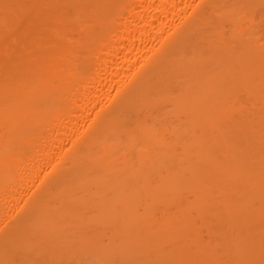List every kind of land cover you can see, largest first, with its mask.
Segmentation results:
<instances>
[{"label":"bare ground","instance_id":"obj_1","mask_svg":"<svg viewBox=\"0 0 264 264\" xmlns=\"http://www.w3.org/2000/svg\"><path fill=\"white\" fill-rule=\"evenodd\" d=\"M0 264H264V0H0Z\"/></svg>","mask_w":264,"mask_h":264}]
</instances>
